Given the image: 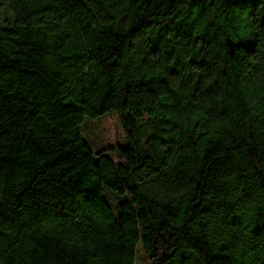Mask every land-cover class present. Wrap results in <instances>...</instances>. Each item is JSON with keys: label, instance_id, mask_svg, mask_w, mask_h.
<instances>
[{"label": "trees", "instance_id": "trees-1", "mask_svg": "<svg viewBox=\"0 0 264 264\" xmlns=\"http://www.w3.org/2000/svg\"><path fill=\"white\" fill-rule=\"evenodd\" d=\"M141 250L264 264V0H0V264Z\"/></svg>", "mask_w": 264, "mask_h": 264}, {"label": "rangeland", "instance_id": "rangeland-1", "mask_svg": "<svg viewBox=\"0 0 264 264\" xmlns=\"http://www.w3.org/2000/svg\"><path fill=\"white\" fill-rule=\"evenodd\" d=\"M81 129L84 137L94 150L105 146L127 145L128 143L125 129L117 114L105 115L97 120L87 118ZM138 263L150 264L144 250L139 253Z\"/></svg>", "mask_w": 264, "mask_h": 264}]
</instances>
